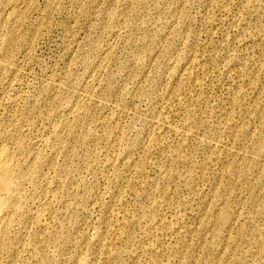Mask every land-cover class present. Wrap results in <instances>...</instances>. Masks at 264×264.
Masks as SVG:
<instances>
[{"label": "rangeland", "instance_id": "rangeland-1", "mask_svg": "<svg viewBox=\"0 0 264 264\" xmlns=\"http://www.w3.org/2000/svg\"><path fill=\"white\" fill-rule=\"evenodd\" d=\"M0 146V264H264V0H0Z\"/></svg>", "mask_w": 264, "mask_h": 264}, {"label": "bare ground", "instance_id": "bare-ground-1", "mask_svg": "<svg viewBox=\"0 0 264 264\" xmlns=\"http://www.w3.org/2000/svg\"><path fill=\"white\" fill-rule=\"evenodd\" d=\"M31 182L29 173L16 170L10 150L0 146V236L10 228L13 217L20 212L21 201Z\"/></svg>", "mask_w": 264, "mask_h": 264}]
</instances>
